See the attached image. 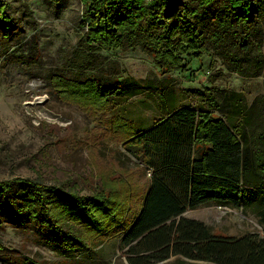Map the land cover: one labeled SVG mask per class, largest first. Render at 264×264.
Returning a JSON list of instances; mask_svg holds the SVG:
<instances>
[{
  "label": "trees",
  "instance_id": "16d2710c",
  "mask_svg": "<svg viewBox=\"0 0 264 264\" xmlns=\"http://www.w3.org/2000/svg\"><path fill=\"white\" fill-rule=\"evenodd\" d=\"M257 3L264 2L82 0V26L87 31L73 64L83 78L86 71L91 78L68 81L59 92L68 101L89 100L103 107L107 97L141 94L144 88L137 81L93 73L94 52L136 46L166 67L182 68L181 56L199 57L211 44L227 71L264 78ZM9 8L0 0L4 33L14 22ZM204 21L211 28L208 34L199 27ZM226 99L229 110L222 115L213 112L211 99L208 110L169 104L164 118L122 141L149 174L147 185H136L134 192L128 182H105L94 194L78 196L58 186L14 178L0 181V220L32 227L51 240L63 234L64 252L69 251L65 247L84 246L63 231L59 225L64 222L83 226L101 240L117 237L128 264H155L172 256L203 264H264V84L263 93L250 105L233 91ZM211 204L253 215L263 235L218 237L203 222L183 216Z\"/></svg>",
  "mask_w": 264,
  "mask_h": 264
},
{
  "label": "rangeland",
  "instance_id": "374dc122",
  "mask_svg": "<svg viewBox=\"0 0 264 264\" xmlns=\"http://www.w3.org/2000/svg\"><path fill=\"white\" fill-rule=\"evenodd\" d=\"M1 1L10 5L14 22L5 33L0 25V181L31 179L78 196L94 194L105 182H128L134 192L136 185H147L149 174L122 141L164 118L169 104L208 110L211 99L213 112L222 115L229 110L230 92L240 93L248 105L263 93V75L243 78L227 71L211 44L199 57L181 56L184 70L166 67L136 46L94 52L93 73L137 81L144 92L107 97L104 107L89 100L68 101L59 92L64 83L91 78L88 71L83 78L73 64L87 31L79 0ZM257 5L264 42V3ZM199 27L205 34L211 31L205 21ZM195 210L187 216L205 221L215 236L263 235L257 219L241 209L211 204ZM59 226L83 248L65 247L69 251L64 252L63 234L51 240L32 227L0 220V264H128L119 238L101 240L72 222ZM155 264L198 263L172 257Z\"/></svg>",
  "mask_w": 264,
  "mask_h": 264
},
{
  "label": "crops",
  "instance_id": "0c3cea01",
  "mask_svg": "<svg viewBox=\"0 0 264 264\" xmlns=\"http://www.w3.org/2000/svg\"><path fill=\"white\" fill-rule=\"evenodd\" d=\"M213 205V204H212ZM195 211L196 210H188L183 216L184 217H186V218H190V219H194V220H198V221H201V222H203L208 228H209V226H208V224L205 222V221H203V220H201V219H198V218H194V217H188L187 216V214L188 213H195ZM261 235V234H260ZM239 238V237H238ZM172 257H174V258H176V259H179L180 261H183V262H192V263H200V262H194V261H191V260H187V259H184V258H182V257H180V256H172ZM171 257V258H172ZM170 259V258H169ZM165 261H167V260H165Z\"/></svg>",
  "mask_w": 264,
  "mask_h": 264
},
{
  "label": "built area",
  "instance_id": "2783aa9c",
  "mask_svg": "<svg viewBox=\"0 0 264 264\" xmlns=\"http://www.w3.org/2000/svg\"><path fill=\"white\" fill-rule=\"evenodd\" d=\"M81 1H82V0H79L80 4H81Z\"/></svg>",
  "mask_w": 264,
  "mask_h": 264
}]
</instances>
